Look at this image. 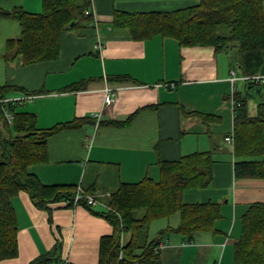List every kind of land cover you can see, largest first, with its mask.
<instances>
[{"label":"crops","instance_id":"0c3cea01","mask_svg":"<svg viewBox=\"0 0 264 264\" xmlns=\"http://www.w3.org/2000/svg\"><path fill=\"white\" fill-rule=\"evenodd\" d=\"M198 2L92 0L93 23L63 32L58 58L30 65H24L20 55L4 60L7 40L19 38L21 27L15 18H0V86L23 89L9 91L6 99L32 93L27 110L36 115L38 128L74 118L90 120L81 128L51 136L47 161L32 165L30 170L47 185L74 184L83 190L93 185L98 196L92 210L58 202L49 205L50 213L38 209L26 192L13 196L18 253L0 264H28L52 251L57 241L61 261L53 264H99L100 240L113 234L112 225L98 214L105 208L106 196L122 182L158 179V160L202 151L212 152L213 181L207 188H186L182 200L188 204L219 203L216 232H199L190 242L170 232L159 244V264H233L241 217L251 203L264 202V178L234 176L233 144L225 139L233 131L234 117L230 57L208 46L179 47L174 39L160 36L134 40L127 29L111 25L114 9L172 11ZM15 7L39 13L42 0H0L4 10ZM97 39L103 44L100 51L93 48ZM234 70L237 76L263 78L261 53H247L242 67ZM112 75H129L136 82L109 81ZM82 79L88 80L83 90H59ZM244 82L238 80L234 85L243 90ZM107 85L115 96L111 104L104 105ZM100 111L95 125L93 114ZM255 111L256 101L249 108L250 115ZM132 114L125 126L100 123L122 121ZM178 221L176 215L152 221L161 223L151 234L149 227V237L175 227Z\"/></svg>","mask_w":264,"mask_h":264},{"label":"trees","instance_id":"16d2710c","mask_svg":"<svg viewBox=\"0 0 264 264\" xmlns=\"http://www.w3.org/2000/svg\"><path fill=\"white\" fill-rule=\"evenodd\" d=\"M263 2L199 0L172 11L114 9L111 25L127 29L134 40L160 36L174 39L179 47H212L216 53L230 57L233 69H240L244 55L249 52H260L264 63ZM6 16L19 21L21 33L19 38L7 40L3 58L8 61L20 55L24 65L58 58L62 33L86 28L94 21L92 0H42L39 13L20 7L0 8V18ZM108 80L136 82L129 75H112ZM87 83V79H82L59 90H83ZM11 90L23 89L0 86V119L9 130L7 135L0 131V262L18 253L13 196L26 192L38 209L49 213L52 210L49 205L58 202L92 210L98 199L93 185L84 190L74 184L47 185L30 170L32 165L47 161L51 136L81 128L90 121L88 117L38 128L34 113L19 110L20 105L6 99ZM230 97L234 100L233 131L229 134L233 138L234 176L264 178V79L245 80L244 89L236 88ZM250 99L256 101L253 115L249 113ZM7 114L12 116L10 122ZM133 116L100 123L125 126ZM213 163L211 151L193 152L175 160H158V179L144 177L120 183L103 201L104 210L98 212L113 227V234L100 240L99 264H159V244L170 232L178 233L186 242L199 232H216L214 223L221 216L219 203L188 204L182 200L186 188L203 189L211 185ZM77 194L81 198L75 204ZM86 196H93L94 204H88ZM175 215L179 218L175 227L168 226L156 237H149L152 221ZM59 252L57 241L52 251L38 255L28 264L58 263ZM233 264H264V202L251 203L242 215L240 236L233 247Z\"/></svg>","mask_w":264,"mask_h":264},{"label":"built area","instance_id":"2783aa9c","mask_svg":"<svg viewBox=\"0 0 264 264\" xmlns=\"http://www.w3.org/2000/svg\"><path fill=\"white\" fill-rule=\"evenodd\" d=\"M102 46H103L102 42L99 39H97L95 41L94 45H93V48L95 50H97V51H100L102 49ZM258 78H259L258 76H237L235 70L234 69L231 70L230 73H229V81H230V83L232 85L231 96H232L234 90L236 89V87L234 85L236 81H238V80H247V79L255 80V79H258ZM263 79H264V77H263ZM103 95H104V98H103L104 105H109L114 100L115 91L111 87H109L107 85L103 89ZM33 97H34V95H30V94L28 95L27 94V95H24L22 98L7 99V100L13 101L16 104L20 105V104L23 103L24 100L25 101H31L33 99ZM231 103L234 106V100L232 99V97H231ZM101 111L99 113L93 114V117L96 119V124L95 125H98V123H99L100 116H101ZM6 116L8 118V122H10L12 120V116L10 114H7ZM225 139L229 143H232V141H233L232 135H228ZM80 198H81L80 194H77L75 196V198H74L75 204H77V201ZM85 198H86L88 204H94L93 196H86ZM64 264H69V263H64Z\"/></svg>","mask_w":264,"mask_h":264},{"label":"rangeland","instance_id":"374dc122","mask_svg":"<svg viewBox=\"0 0 264 264\" xmlns=\"http://www.w3.org/2000/svg\"><path fill=\"white\" fill-rule=\"evenodd\" d=\"M224 54V53H223ZM255 101L253 100V99H250L249 100V108H251L252 106H253V103H254ZM29 104H30V101H23V103L18 107L19 108V110H21V111H28L27 109V107H29ZM9 129H10V127H9ZM0 131H1V133H2V135H7V134H9L8 133V127H6L5 125H4V123H3V120L2 119H0ZM160 223L161 222H153L151 225H150V234L153 232H156V230L160 227ZM126 237V236H125Z\"/></svg>","mask_w":264,"mask_h":264}]
</instances>
